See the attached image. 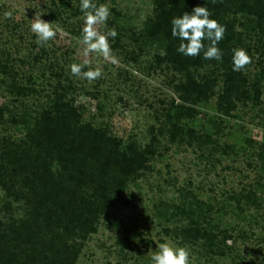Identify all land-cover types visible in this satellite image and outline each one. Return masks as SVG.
Returning <instances> with one entry per match:
<instances>
[{
	"label": "rangeland",
	"instance_id": "rangeland-1",
	"mask_svg": "<svg viewBox=\"0 0 264 264\" xmlns=\"http://www.w3.org/2000/svg\"><path fill=\"white\" fill-rule=\"evenodd\" d=\"M155 1L99 0L112 13L107 27L98 26L99 30L115 27L118 36L110 40L115 63L89 57L91 65L103 72L102 78L90 82L71 75L68 68L85 59L83 46L77 43L82 27L79 1L60 7L62 16L55 19L49 9L59 0H0V61L9 59L14 76L0 68V108L8 106L18 115L26 108L33 122L49 106L61 80L72 84L68 99L82 122L105 128L124 145L135 142L141 150L153 145L146 168L129 181L101 218L98 231L85 239L76 264H149L146 255L164 240L187 246L192 264H264V92L261 101L243 100L226 115L218 111L223 87L219 81L209 100L186 102L194 107L195 117L181 118L179 123L186 126L173 138L170 128L178 121L169 120L168 114L174 105L185 103L177 89L183 75L157 60L165 53L157 44L136 41L154 15ZM7 11L12 12L11 19L4 16ZM36 12L62 30L50 46H38L29 29ZM253 57L250 78L259 79L264 91V54L253 51ZM13 82L26 88L23 95L17 94ZM17 119L13 122L6 114L0 136L24 138L27 123L21 116ZM189 127L195 129V137L187 135ZM208 133L213 134L211 141H200ZM177 207L193 210L181 214ZM25 211L24 203L0 185V217L19 218ZM193 221L213 231L223 253L220 248L210 251L204 239L187 240L183 230L195 225Z\"/></svg>",
	"mask_w": 264,
	"mask_h": 264
},
{
	"label": "trees",
	"instance_id": "trees-1",
	"mask_svg": "<svg viewBox=\"0 0 264 264\" xmlns=\"http://www.w3.org/2000/svg\"><path fill=\"white\" fill-rule=\"evenodd\" d=\"M75 1L79 0H59L49 9L50 16L61 17L60 7L69 8ZM155 3L154 15L145 21L136 41L140 40L143 46L157 44L165 52L157 60L183 75L177 89L185 103L174 105L168 114L169 120L178 121L172 122L170 128L173 138L182 135L186 126L179 123L181 118L195 117L194 107L186 102L209 100L221 80L218 111L226 115L237 108L238 102L262 100L261 83L250 78V69L255 64L253 51L264 54V0H207L213 18L227 29L219 45L224 52L222 63L203 60L202 53L198 57L179 54V41L171 36L172 17L191 12L197 5L204 6L205 0ZM238 46L248 49L252 56V63L242 72L232 71L231 66V50ZM7 62L9 59L0 61V68L5 75L14 77ZM12 87L18 95L26 90L15 82ZM71 89V83L58 80L49 106L38 112L33 122L26 108L22 115L8 106L0 108V121L6 114L13 122L21 116L28 128L22 139L0 136V185L7 195L26 206L22 217H0V264H76L85 239L98 231L101 218L109 213L129 181L140 176L155 152L153 145L145 150L135 142L124 145L105 128L82 122L74 102L68 99ZM186 133L196 136L190 127ZM206 136L200 141L210 142L213 134ZM6 208L11 210V204ZM177 210L184 214L193 207L189 211L180 207ZM194 223L183 230L187 240L204 239L210 251L217 253L220 248L223 253L213 231Z\"/></svg>",
	"mask_w": 264,
	"mask_h": 264
},
{
	"label": "clouds",
	"instance_id": "clouds-1",
	"mask_svg": "<svg viewBox=\"0 0 264 264\" xmlns=\"http://www.w3.org/2000/svg\"><path fill=\"white\" fill-rule=\"evenodd\" d=\"M79 10L82 14V27L77 43L83 46L82 63L73 62L68 66L71 75L87 81L102 78L100 67L91 65L90 56H102L105 60L115 63L112 55L111 41L118 36L115 27L101 32L98 26L107 27L111 16V9L107 3L99 0H79ZM42 12H36L31 20L29 29L36 37V43L40 47L50 46L58 32L62 30L53 22L42 19ZM4 16L12 18V12L7 11ZM171 36L179 41L176 51L185 57L201 56L203 60H215L222 63L224 52L219 47L225 38L226 26L213 18V13L207 7L197 5L191 12L184 11L182 15L174 16L170 20ZM252 63V56L244 47H234L231 50L232 71L242 72ZM87 69L86 71L84 69ZM156 249L150 250L146 255L149 264H192L191 251L187 246L173 244L168 240L156 242Z\"/></svg>",
	"mask_w": 264,
	"mask_h": 264
}]
</instances>
